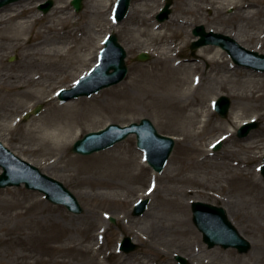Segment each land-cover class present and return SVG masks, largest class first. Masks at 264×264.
Masks as SVG:
<instances>
[{
    "label": "rangeland",
    "instance_id": "374dc122",
    "mask_svg": "<svg viewBox=\"0 0 264 264\" xmlns=\"http://www.w3.org/2000/svg\"><path fill=\"white\" fill-rule=\"evenodd\" d=\"M45 1L30 0L32 6L36 7L34 11L44 15L42 20H39L32 28V34L41 31H46L43 32L45 34L51 33V40L47 42L48 48L57 46L58 41L66 40L70 35L73 37L69 38L72 39V45L85 41L90 45L88 48L86 46L82 48L83 51L68 54L67 57L57 55L52 62L53 58L28 56V52L23 53L11 44L3 42L4 46H0V55H3L0 74L9 75L6 79L7 83L14 84L17 80L26 81L28 78L43 74L49 77L41 78L40 81L51 84L52 90L45 98L35 97L28 100L30 108L16 115L12 114V109L16 106L13 101L14 91L0 88V128L2 126L14 128L12 133H8L10 131L6 129H0V140L17 155L31 160L41 170L42 167L47 168L51 176L61 180L76 195L83 211L81 213L71 212L66 206L52 203L45 198L42 192L29 189L25 184L0 188V238L11 237V241L0 240V264H94L89 254L81 251L87 245L91 246L92 251L96 253V261L99 262L97 264H181L176 259V255L186 257L188 264H264V177L259 169L264 157V148L256 153L232 154L230 159L226 160L223 151L229 143L222 139L225 132L217 129V125L221 124L220 127H226V131L235 129L237 123L231 124L228 120L231 118L233 109H237L243 113L244 118L255 117L259 122V125L250 133L253 132L258 137L264 136V99L242 102L233 92V89H236V80H247L251 78L249 77L251 73L259 79L264 72L239 66L233 62L237 66L231 69L230 73H219V70L225 71V67L227 69L231 66L228 61L231 58L227 52L222 55L225 59L222 66L220 63L222 60L215 65L212 60L207 61L206 57L200 58L197 54L199 48L196 50L190 48L192 40L195 39L192 30L196 25L203 24L207 31L214 30L229 35L232 32L230 28L208 20L215 13L213 8L205 9L204 16H199L195 10L197 6H186L188 9L194 8L196 13L193 12L188 16L193 24L183 28L190 39L177 59L178 61L185 59L184 62L192 66L183 68L178 74L184 80L190 81L196 74L193 70L194 64H199L197 72L203 78V85L198 92L201 99L198 94L192 97L193 105L189 106V110L178 118L177 124L172 125L167 120L166 111L159 104L160 101L153 99L146 102L145 100L146 85L151 82V78L145 73L156 71L158 67L162 69V64L156 54L149 51L151 59L148 61L134 60L137 54L151 46L146 37L140 36V31H138L140 28H146V25L143 24L138 28L130 17V10L123 21L116 23V26L108 31V33L113 30L117 32L121 43L127 50L129 72L126 78L92 96H80L66 102H61L58 98L51 101V97L56 96L59 89L70 88L95 64L94 56L85 60L83 58L85 49L87 53L97 49L94 45L100 34L98 24L95 26L94 12H96L97 5L94 7L92 1L84 0L83 10L76 12L70 0H54L55 5L59 2L67 5V15L72 16L69 23L62 25L56 22L54 28L49 23L53 20L51 17L53 8L49 13L44 14L38 7L41 2ZM135 1L131 0V6ZM160 1L163 2L161 9L166 0ZM199 1L201 4L204 3V0H190L193 4ZM251 1L254 0H244V3L249 4ZM255 1L259 2L261 12L252 18L251 23L242 21L238 25V33L245 38H249L253 33L259 37L264 34V0ZM175 3L176 0L173 1L169 19L179 15L174 6ZM114 6L115 4L113 8ZM160 9H152L147 12V15L152 16L155 24L164 25L169 19L163 22L157 19ZM138 11L140 15L144 14ZM226 11L228 17L233 16L234 13H241L237 8H228ZM184 18L187 17L184 16ZM74 27L77 28L74 29ZM64 31H69V33ZM42 38L35 37L33 43ZM250 42L241 44L253 50L258 47V51L264 52V43L261 46L260 38H254ZM37 48V45H33L24 51ZM76 55L81 58H76ZM12 57L15 59L11 60ZM214 66H217L216 71L211 70ZM224 84L226 85L221 87ZM150 90L153 97L156 95L166 98L174 97L170 96V92L174 91L172 89L163 90L152 84ZM217 91L221 93L216 98L226 94L232 100L228 117H221L213 108L214 125L209 126L207 134L203 137L184 138L186 129L190 127L185 115L193 113L191 109H201L202 105L206 108ZM175 97L183 98L184 96L178 94ZM39 104L41 105L40 113L32 114ZM54 105H59V109L54 111ZM60 105L64 107L60 108ZM28 112L31 114L26 117ZM144 117L150 118L161 133L173 136L176 145L163 172H155L145 161V178H142V184L134 177H130V172H138L133 160L136 158L142 161V155L144 156L137 146L135 134L129 135L125 140L110 148L91 155L71 152L73 142L91 130L102 128L110 122L128 124L140 121ZM51 125L53 129H65L69 133L66 146L62 151L56 150L58 152L49 153L46 156L25 149L27 147L33 149L41 145L40 140ZM172 127H177L180 132L174 131ZM31 128L33 131L26 133ZM235 132L236 139L244 143L250 141L247 140L250 133L239 137L238 128ZM12 134H15V141L9 139ZM214 140L223 141L219 150L213 149ZM23 142L25 144L22 145ZM200 142H204L206 149L214 154L206 156V153L202 151L182 154L180 147L183 143L191 146ZM43 148V151H46V147L43 146ZM52 148L51 145V148L47 149L50 151ZM60 154L65 156V160L56 167L49 168V162L58 158ZM120 155L122 158H129L130 161L123 162L119 159ZM235 171L255 178L256 184L229 186L227 178ZM1 172L2 167L0 166ZM178 172L181 173L178 174L177 179H172L171 176L174 174L177 176ZM188 176L195 177L201 183L192 185L186 180ZM155 183L158 185L156 192L152 191V184ZM189 189L196 192L187 194L180 192ZM178 190L180 191L177 193ZM146 193H150L145 197L150 200L148 208L142 215L136 216L133 214L134 205L140 199V195ZM173 199L177 204L172 202ZM196 200L225 207L235 226L252 242V248L245 253H240L233 247L209 248L203 240L202 233L193 222L191 205ZM37 201L39 205L34 204ZM31 204L35 207L27 215H17L18 211L26 210ZM107 214H110V217L106 216ZM111 216L115 218V222H111ZM94 219L103 220L104 227L100 228L102 223H96L95 228L87 232V226ZM187 219H189L188 222ZM187 227H190L192 231L188 238L183 232ZM137 231L146 238L138 236ZM126 236H130L133 242L139 244L137 250L129 253L119 250V243ZM96 237H100V240ZM101 243L103 244L102 249L96 250L98 244ZM61 246L64 249H61ZM66 247H71V249H65ZM24 255H26L25 258Z\"/></svg>",
    "mask_w": 264,
    "mask_h": 264
},
{
    "label": "bare ground",
    "instance_id": "6f19581e",
    "mask_svg": "<svg viewBox=\"0 0 264 264\" xmlns=\"http://www.w3.org/2000/svg\"><path fill=\"white\" fill-rule=\"evenodd\" d=\"M71 1V0H70ZM94 3V7H96L95 13V26L98 24V32L99 36L96 40V44L94 46L97 47V49H94L91 52H86L87 49H85V56L83 60L89 59L90 57H95V62L97 61V55L99 50L103 46V40L105 35L108 33V31L111 28H114L116 26V22L113 18V5L115 3V0H90ZM204 3L201 4V1L197 2V4H193L190 2V0H176L175 7L178 11V14L176 17H171L167 23L164 25H158L155 24V22L152 20V16L147 15V12H149L152 9L159 10L163 2L160 0H136L132 3L131 9H130V17L132 21L138 26L146 25V28L142 29L140 28L138 31L140 36H145L146 40L150 44V48H145L144 51H149L154 54H156L160 64H162V69L158 67V70L156 71H150L149 73H145L148 77L151 78V82H149L146 85V91H145V100L146 102H149L151 100H158L160 101L159 104H161V107L165 109L166 111V118L169 120V122L172 125H175L178 123V118L183 115V113H186L187 110H189V106H192L193 98L197 94L200 97V94L198 93L203 85V78L200 74H198L199 70V64H194L193 70L196 72L195 76L190 80L186 81L183 78L179 76V72L186 67H191L192 65L190 63H185L184 60L178 61L177 57L180 56V54L183 52V49L186 46V43L189 41L190 36L188 33H186L183 28L192 25L193 22H191V19L188 17L194 12V8H187L186 6L192 5L197 6L196 12L199 13V16H204V10L207 8H213L215 10L214 15L208 18V20L212 23H215L217 25H222L230 28L231 37H233L235 40H237L239 43L248 42L251 43L254 38H260V44L264 43V34H262L260 37L259 35L253 33L249 36V38H245L241 36V34L238 33V25L240 22H252V18H254L258 13L261 12V6L259 5L258 1H251L249 4H245L244 0H204ZM258 7V8H257ZM34 8L35 6H32L30 0H20L17 2H13L11 4H8L5 7H0V46H4L3 42H7L8 44H11L14 48L20 49L23 51V53L28 52V56H39L45 59H52L53 62L57 55H60L62 57H67L70 53H76L77 51H83L82 48L86 46V48L89 47V42H77L72 45L71 40L69 38H73L71 35L66 40H60L58 41L57 46L48 48L47 42L51 40V33H43L46 31L38 32L37 34H32V28L36 25V23L39 20H42L43 14L35 12ZM228 8H237L240 10L239 13H234L233 16L230 15L229 17L226 16V10ZM144 12V14H139V11ZM194 12V14L196 13ZM52 18L53 20H50L51 27L54 28L56 25V22L58 24L65 25L70 22V19L72 16L67 15V5L61 4L60 2L54 5L52 11ZM184 16L187 18L185 19ZM141 17V18H140ZM249 23V24H250ZM154 24V25H153ZM77 27H74L76 29ZM73 32V30H69ZM69 31H64L69 33ZM63 32V33H64ZM30 34V35H29ZM37 36L43 37L38 42L33 43V39ZM193 39V38H192ZM74 41V40H73ZM37 45L38 48L36 50L32 51H24L29 46ZM259 49L258 47L256 50ZM261 51V50H260ZM225 50L220 46H214V45H205L197 51V54L200 56V58L206 57L207 61H213L215 65H217V62H220L221 65H224L225 59L222 56L225 54ZM79 55V54H78ZM76 55V58H81L80 56ZM89 57V58H88ZM50 61V62H51ZM231 64V66L225 67V71L219 70V73L225 72L230 73L231 69H234L237 65L233 63L231 59L228 60ZM94 62V63H95ZM184 62V63H183ZM3 66V55H0V71L2 70ZM212 71L217 70V66H214V68L211 69ZM68 76V75H67ZM65 76V78H67ZM245 76H248V74H245ZM9 77L7 73L0 74V88H6L9 91H14V98L13 101L16 103V106L12 109V114H20L24 110H28L30 106L28 105V100L33 98L42 99L45 98L50 91L52 90L51 84L45 83L43 81H40L41 78L47 79L48 75L39 74L38 76L28 78L26 81H19L17 80L16 83L10 84L6 82V79ZM247 80H236L235 81V87L236 89H233L234 95L237 99H239L242 102L251 101L253 99H264V75L261 74L259 79H256V75L254 73H251L249 75ZM253 77V78H252ZM228 78L231 79L230 75H228ZM154 84L163 90H174L170 92V96L174 97H162L160 95H156L153 97L152 91L150 90L151 85ZM226 84L222 85L221 87H224ZM263 90L259 93V91ZM221 92H216L214 97L210 100V104L204 107L205 105L201 106V109H191L190 111H193V113H188L185 115L186 120L188 121V125L190 126L189 129L185 132L184 138H195L197 137H203L207 134V129L209 126L214 125V120L212 119V116L214 115L213 111V102L216 99V97ZM180 94L183 95V98H176L175 96ZM56 99V96L51 97V101H54ZM201 99V97H200ZM202 102V101H201ZM36 105V104H34ZM59 106V105H58ZM57 105H54V111H56L58 108ZM64 106L60 105V108ZM241 107V106H238ZM179 112L181 114H179ZM255 119V117L252 118H244L243 113L241 111H238L237 109H233L231 118L228 120V123H237L235 129H230L226 131V127H220L221 125H217V129L220 131H223L222 138L226 141H228L229 145L226 148V150L223 151L224 157L227 159H230L232 154H237L240 152H246V153H256L258 150H261L264 148V136L261 137L255 136V134L252 132L250 133V136L247 140H250L246 143L242 142L241 140H238L235 138V131L237 128H239L243 123L247 121H251ZM16 124V123H15ZM200 125V126H198ZM15 127V125H13ZM39 128V127H38ZM174 131L180 132V130L177 127H172ZM0 129H6L12 133L14 128L3 126ZM33 129L26 131V133H31ZM48 132L43 136V138L40 140L41 145L30 149L29 147L25 148L26 150H33L35 152L42 153L43 155L49 154V153H55L58 152L56 150L62 151L67 142V136L69 133H67V130L65 129H56L49 127L47 130ZM15 135V134H14ZM13 134L10 136L11 141H15V136ZM215 141V140H214ZM25 144L24 142L22 145ZM7 145V144H5ZM51 145L53 148L48 151L47 148H51ZM209 145V144H208ZM207 145V146H208ZM46 147V151H43ZM182 154L186 153H197V152H205L206 156L213 155L214 153L206 149V144L204 142H200L198 144H193L191 146H187L185 143H183L180 147ZM123 152V151H122ZM117 155V154H114ZM112 155V157L114 156ZM28 161L32 162L28 158H25ZM119 159H122L123 162H129V158H122L121 155L119 156ZM65 160V156L63 154H60L58 158L53 159L49 162V168L56 167L59 163L63 162ZM233 160V159H231ZM238 163V162H237ZM234 163V164H237ZM133 164L135 165V169H138V172H130V177H134L138 182L141 184L143 183L142 178L144 177L145 168H146V162L142 155V161H139L136 158L133 160ZM229 170H231L230 167H228ZM43 172L48 173L47 168L42 167ZM170 171V170H169ZM181 172L172 175V179H177L178 174ZM49 174V173H48ZM256 178L258 176L256 175ZM187 181H190L192 185H199L201 182H199L198 179L192 176H188L186 178ZM228 185L231 186H239L241 184H256L255 178L253 179L249 175H246L245 173H241L238 171H235L229 178ZM153 189L152 191H157L158 185L157 183L152 184ZM180 190L177 191V193ZM180 192L183 193H190V192H196L194 190H182ZM150 193L141 194L139 198H145ZM172 202L174 204H177L175 200L173 199ZM34 204L39 205V201L35 202ZM34 204L29 205L26 210L18 211V216H25L29 213V211L34 208ZM22 205V204H20ZM18 205V206H20ZM16 206V207H18ZM126 217V216H125ZM189 219H187V222ZM102 223L100 225L101 227H104L103 220L100 219H94L93 221H90L89 225L86 228L87 232H90L95 228V224ZM138 236L143 237L144 239L146 237L140 235L141 233L139 231ZM185 235H187V238L190 233H192L191 228L187 227L184 231ZM104 233V232H103ZM96 239L100 240V237H96ZM0 240L4 241H11V237H2ZM102 243L98 244L96 247V250L102 249ZM61 249L62 246L60 247ZM65 249H71V247H66ZM84 253H88L89 256L93 259V263L97 264L99 262L96 261V253L92 251L91 246H86L81 249ZM232 253H235L234 251H231ZM112 253H110L111 255ZM24 258L26 255L23 256ZM210 262V260H208ZM145 264V263H142ZM245 264V263H243Z\"/></svg>",
    "mask_w": 264,
    "mask_h": 264
},
{
    "label": "water",
    "instance_id": "95a60500",
    "mask_svg": "<svg viewBox=\"0 0 264 264\" xmlns=\"http://www.w3.org/2000/svg\"><path fill=\"white\" fill-rule=\"evenodd\" d=\"M14 1L18 0H0V6ZM172 2L173 0H167L166 5L158 14L157 17L160 21L169 18L172 12ZM130 3L131 0L118 1L115 15L119 21H122L127 15ZM71 4L76 11H81L84 6L83 0H72ZM53 5L54 0H47L40 4L39 8L47 13ZM193 33L196 36H201L200 39L192 42L193 49L205 44H217L225 48L237 63L264 70V54L246 49L232 37L214 31L207 32L204 25L196 26ZM126 57L127 51L119 41L118 35L116 33L110 34L105 40V47L101 50L100 63L96 64L75 88L63 89L60 92V97L67 100L80 95H91L105 87L119 83L128 73ZM149 58V53L141 52L136 60L146 61ZM230 104L231 100L228 96L224 95L219 99L217 110L223 117L228 115ZM40 109L37 107L35 112L38 113ZM257 125L258 122L246 124L239 130V136L247 135ZM131 133L137 134L138 146L145 151L146 159L154 170L163 171L175 146V139L161 134L149 118H142L140 122H132L126 126L111 123L104 129L88 132L84 137L74 142L71 150L74 153L89 155L113 146ZM0 164L4 168L3 173L0 174V188L21 185L24 182L28 188L44 192L52 202L64 204L76 213L82 212L83 208L77 197L63 182L42 172L39 167L29 161L20 158L1 142ZM148 203V199L138 202L134 214H142ZM192 206L193 220L199 230L203 232L204 241L208 243L209 247L222 245L224 248H228L233 246L237 247L240 252H247L251 248V242L239 232L229 219L224 207L201 201L193 202ZM113 221L115 220L113 219ZM122 248L130 252L138 248V245L133 243L130 237H126L122 243ZM176 257L181 263H188L185 257L180 255Z\"/></svg>",
    "mask_w": 264,
    "mask_h": 264
},
{
    "label": "snow or ice",
    "instance_id": "6c2138e0",
    "mask_svg": "<svg viewBox=\"0 0 264 264\" xmlns=\"http://www.w3.org/2000/svg\"><path fill=\"white\" fill-rule=\"evenodd\" d=\"M77 83H79V82H77Z\"/></svg>",
    "mask_w": 264,
    "mask_h": 264
}]
</instances>
